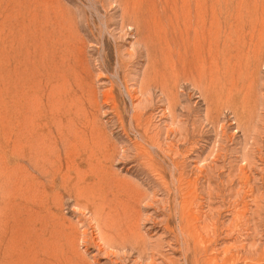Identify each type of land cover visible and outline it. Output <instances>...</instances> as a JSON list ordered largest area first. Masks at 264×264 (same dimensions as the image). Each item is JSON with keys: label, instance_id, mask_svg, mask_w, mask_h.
<instances>
[{"label": "rangeland", "instance_id": "1", "mask_svg": "<svg viewBox=\"0 0 264 264\" xmlns=\"http://www.w3.org/2000/svg\"><path fill=\"white\" fill-rule=\"evenodd\" d=\"M0 264H264V0H0Z\"/></svg>", "mask_w": 264, "mask_h": 264}]
</instances>
